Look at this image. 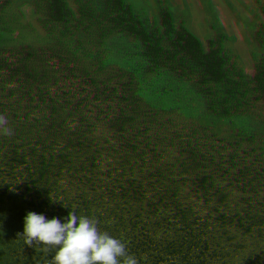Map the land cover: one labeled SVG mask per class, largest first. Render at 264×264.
Masks as SVG:
<instances>
[{"label": "trees", "instance_id": "trees-1", "mask_svg": "<svg viewBox=\"0 0 264 264\" xmlns=\"http://www.w3.org/2000/svg\"><path fill=\"white\" fill-rule=\"evenodd\" d=\"M51 37L92 143L43 200L52 241L4 264H264V0H0V91ZM225 87L251 98L235 137Z\"/></svg>", "mask_w": 264, "mask_h": 264}, {"label": "rangeland", "instance_id": "rangeland-1", "mask_svg": "<svg viewBox=\"0 0 264 264\" xmlns=\"http://www.w3.org/2000/svg\"><path fill=\"white\" fill-rule=\"evenodd\" d=\"M42 45V65L0 92V256L50 241L38 214L45 184L57 178L47 157L55 144L75 155L89 138L82 123L91 102L74 87L77 64L56 38Z\"/></svg>", "mask_w": 264, "mask_h": 264}, {"label": "flooded vegetation", "instance_id": "flooded-vegetation-1", "mask_svg": "<svg viewBox=\"0 0 264 264\" xmlns=\"http://www.w3.org/2000/svg\"><path fill=\"white\" fill-rule=\"evenodd\" d=\"M44 42V41H43ZM42 42V43H43ZM58 42H59V40H58ZM42 43L40 44V46H38L37 48H36V50H37V54L35 55V56H33V60H32V65H31V67H30V69H29V74L26 76V77H28V76H31L32 74H33V70H34V68L36 67V66H41L42 65V61H41V54H42V47H43V45H42ZM59 44H60V46H61V48L63 49V51L65 52V54L66 55H68L69 57H71L72 59H73V56L68 52V50H66L65 48H64V46L59 42ZM73 61L75 62V60L73 59ZM76 63V62H75ZM77 64V63H76ZM36 65V66H35ZM77 68H78V65H77ZM77 71V70H76ZM76 71L74 72L75 73V78H74V80L76 81V83L74 84V87H75V89L76 90H81L82 91V93H83V95H85L87 98H89L90 99V102H91V109H92V101H91V98H90V96H88L84 91H83V89H81L80 87H79V82L77 81V73H76ZM25 77V78H26ZM24 78V79H25ZM23 79V80H24ZM22 80V81H23ZM19 82H21V81H18V82H16L15 84H17V83H19ZM71 85H72V83H71ZM13 87V86H12ZM11 87V88H12ZM8 89H10V88H8ZM4 90H7V89H4ZM1 91H3V90H1ZM0 91V92H1ZM92 112V111H91ZM91 117H92V113H91V116H90V119L88 120V121H83V123H82V125H83V127L85 128V130H86V132H88V135H89V138H88V140H87V143H86V145L85 146H82L81 147V149L75 154V155H70L66 150H62L63 148L62 147H60V145H58V144H55L54 146H53V148H51V152L49 153V155H48V157H47V162L48 163H50V164H53V167H54V169H55V171L57 172V178H55L54 180H51L50 182H47L46 184H45V186H44V188H43V197H42V199H41V201H40V203H39V210H38V214H39V218H40V222L45 226V231L51 236V239H50V241H48L45 245H35V244H31V242H25V245H24V247L23 248H13L12 250H10V251H7V252H5L3 255H1L0 256V264H4L5 262H7L8 260V258H10V257H19V256H22L23 254H26V253H30L31 251H33V250H36V249H39V248H41V247H44V246H46L48 243H50L51 241H52V235H51V233L49 232V229H48V225L45 223V221L43 220V217H42V208H43V206H44V204H43V200H44V198H45V196H46V193H47V191L50 189V188H53L54 187V185H55V183L56 182H58V180H59V166H60V160L62 159V158H73V157H76V156H78L81 152H83L84 150H86L87 148H89V146L91 145V143H92V135H91V131H90V128H89V126H90V122H91ZM62 148V149H61ZM26 239V238H25Z\"/></svg>", "mask_w": 264, "mask_h": 264}, {"label": "clouds", "instance_id": "clouds-1", "mask_svg": "<svg viewBox=\"0 0 264 264\" xmlns=\"http://www.w3.org/2000/svg\"><path fill=\"white\" fill-rule=\"evenodd\" d=\"M219 105L224 121L230 126L227 136L235 137L245 132L251 111V98L233 87H225L219 96ZM195 195L199 197V192Z\"/></svg>", "mask_w": 264, "mask_h": 264}]
</instances>
